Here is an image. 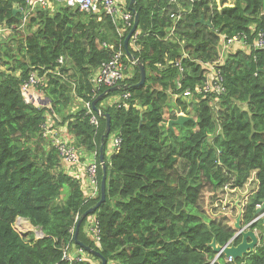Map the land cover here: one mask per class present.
<instances>
[{"label": "trees", "instance_id": "16d2710c", "mask_svg": "<svg viewBox=\"0 0 264 264\" xmlns=\"http://www.w3.org/2000/svg\"><path fill=\"white\" fill-rule=\"evenodd\" d=\"M129 3L126 10L138 16V35L129 41L127 56L128 33L119 37L104 13L53 6L34 9L22 23L13 14L22 1L0 0V23L15 27L0 39V264H100L75 242L76 218L77 241L107 264H264V217L250 226L259 237L254 252L230 260L216 258L209 245L213 239L220 247L227 244L235 230L226 216L210 219L202 209L206 192L238 195L252 177L256 187L243 206L241 226L264 213L256 208L264 205V0ZM171 12L180 14L177 22ZM259 36L263 47L257 46ZM119 46L129 76L121 84L127 88L105 98H130L119 107L103 106L105 98L95 104L111 118L101 152L105 201L82 218L101 197L105 132L103 117L92 111L95 127L84 102L93 101L92 75ZM60 57L64 65L57 75ZM132 58L145 68L140 87L138 65L129 72ZM209 66L219 71L223 90L188 104L173 101L174 93L202 85ZM31 73L44 76L37 94L48 105L26 101L21 84ZM78 99L80 108L70 112ZM170 102L193 121L169 128L167 122L176 119L166 111ZM47 125L52 132L64 128L63 139L81 162L96 154L97 196L90 197L82 177L70 172L75 167L45 136ZM115 137L119 148L109 152ZM18 219L41 229L43 237L21 236L14 229ZM95 221L98 242L89 232ZM240 242L239 236L233 244ZM64 251L72 260L63 258Z\"/></svg>", "mask_w": 264, "mask_h": 264}, {"label": "built area", "instance_id": "2783aa9c", "mask_svg": "<svg viewBox=\"0 0 264 264\" xmlns=\"http://www.w3.org/2000/svg\"><path fill=\"white\" fill-rule=\"evenodd\" d=\"M22 4L19 5L17 10H20L23 13V19L20 21L22 23L26 22L27 16L33 12L34 9H50L53 6H63L67 7L71 10L77 11L79 13H91V14H99L104 13L107 16L110 17L112 23L114 26H116L115 30L117 31L119 37H122L126 32L129 33L130 29L133 26L134 23V12H130L126 10V0L124 1V10L120 7L119 0H21ZM168 4L176 5V3L179 0H165ZM189 1V0H187ZM170 19L174 22H177L180 19L179 13H170ZM15 27L7 28L5 25L0 23V39L7 36V34L14 29ZM138 33L134 34V36L130 39L133 42L137 39ZM228 42H231L229 40ZM258 47H263V43L261 40V36H259V42L257 44ZM112 50V47H109ZM123 53L120 49V46L118 50L113 52L112 58L110 61L102 63L100 67L95 71V73L91 77V83H93V96L92 99L96 97L98 92H100L102 89H109L114 87L115 85L121 83L123 80L129 78V76L124 72L125 67L122 63ZM137 62L131 61V66L136 65ZM64 64V58H59L57 61V68L55 69L57 75H59V70L61 69L62 65ZM176 68L180 73L183 72V69L180 65V63H176ZM207 67V65H206ZM209 73L206 77V81L200 86H197L194 90H185L181 96L183 99H190L192 96L196 97H203V96H212L213 94L223 90L220 85V73L219 71H215L214 67H208ZM44 85V76H38L36 73H31L27 80L24 81L23 84H21V90L22 93L26 97L27 102H31L34 99L33 95H30V91L34 89H38ZM177 89H181V84L177 83ZM179 96V94H175L174 97ZM130 98L129 93H124L121 95V97L116 100L115 104L117 107L124 106L125 101ZM91 99V100H92ZM85 108L87 110V114L92 115V109H91V102L88 101L87 103L84 102ZM90 122L97 127L98 122L95 116H91ZM46 130V137H50L52 139V143L54 147L59 151L60 155L62 156V159L65 163L69 165H73L75 167V171H79L83 174V185L86 186L87 193H89V196H97L99 193V186L97 181V170H98V164L97 160H95L96 154L93 153L90 157V160L88 159L85 162H81L78 154L76 151L70 147L67 142L64 140L62 141L59 139L54 132H52L49 129V126L45 128ZM121 139L119 137H115L114 139H111L108 144L109 152H113L119 148ZM227 190V189H225ZM256 208L258 211H261L262 208L260 205H256ZM264 217V213L259 215L256 219H254L252 222L247 224L244 228L245 230L250 226L252 223H254L257 220H260ZM76 221L77 218H76ZM92 221V220H91ZM90 221V223H91ZM264 224V222H263ZM89 232L91 233V236L93 235L96 241L98 242L100 240L99 238V228H98V222L95 221L93 224L89 227ZM78 253L80 254L81 258H85L82 254L80 249L78 250ZM63 258L67 261L72 260V256L69 254H66V251H64ZM79 260V258H76Z\"/></svg>", "mask_w": 264, "mask_h": 264}, {"label": "water", "instance_id": "95a60500", "mask_svg": "<svg viewBox=\"0 0 264 264\" xmlns=\"http://www.w3.org/2000/svg\"><path fill=\"white\" fill-rule=\"evenodd\" d=\"M133 3V0H130V5ZM19 13L20 14V20L23 19V13L20 10H14L13 14ZM135 13L134 16V23L132 28L129 30L130 32L128 33V35L126 36L125 40H124V50L125 53L128 54L127 51V45L130 41V39L134 36V34L137 33V25H138V16ZM202 23H204L203 21H201ZM206 25H209L208 22L205 23ZM132 61L134 60L133 58L131 59ZM138 65V64H137ZM138 71H139V75H140V80L137 86L140 87V85H143L145 82V68L142 64L138 65ZM127 86H123V85H116L114 86V88L108 89L106 91H104L103 93H101L100 95H98L91 103L92 109L98 113L100 116L103 117V119L105 120V132H104V136L102 138V144L100 147V154H99V160L100 163L102 165V178H101V182H100V186H101V197L100 200L96 203V205H94V207H92L91 209H89L87 212H85L82 215V218H85L92 210H95L99 207V205L101 203H103L105 201V192H106V186H105V179H106V167L103 164V158H102V146L104 145L105 140L108 139L109 137V130H110V115L109 114H104L102 111H99L96 107L95 104L102 100L103 98H105L107 96V94L114 92L115 90H119V89H126ZM39 98V97H38ZM40 99V98H39ZM42 104L46 105L47 104V100L46 99H42ZM188 121H193V118L191 119L190 117H183L181 115L177 116L175 120H170L168 122V127L172 129V125H177L182 127L184 123L188 122ZM264 207V205H263ZM19 220V219H18ZM81 220H78L76 226H75V230H74V237H75V242L83 249L85 250V252H89L91 255H95L100 259V264H107L106 260L95 250H91L89 247H85L82 243L78 242L76 239V235L78 232V228L80 225ZM233 229L237 232V234L231 239V240H235L237 237H241V242L238 245H234V244H225L223 246H218L216 243V240L213 239L212 243L209 245V247L216 253V258L219 257L221 254L224 255V257L226 259H230V260H235V259H241L243 258L245 255L247 254H251L254 252L255 248L258 246L259 243V237L258 234L255 233V231L251 230V229H246V231L244 230V228L241 226V213L238 215V217L235 219V222L233 224ZM43 237V233L42 230L39 229L38 230V238H42Z\"/></svg>", "mask_w": 264, "mask_h": 264}, {"label": "rangeland", "instance_id": "374dc122", "mask_svg": "<svg viewBox=\"0 0 264 264\" xmlns=\"http://www.w3.org/2000/svg\"><path fill=\"white\" fill-rule=\"evenodd\" d=\"M216 1H218V3L220 2V0H216ZM226 5H230L229 2ZM129 72L131 75L134 72L132 67H129ZM116 97H118V95L105 98V100L102 101V105L105 106V104L107 103L106 105L108 107L111 104H114V102H115L114 100ZM79 105H80L79 102L75 101L72 104L71 108L73 109L75 106H79ZM71 108H70V110H72ZM166 111H169V113H171V114H175L176 112L179 113L180 109H179V107H176L175 105H173L172 102H170ZM166 111H165V116H169L170 114L166 115ZM61 131H63V129H61L59 127V125L54 127L53 132L56 134L55 136H57L59 139L64 141V139H63L64 133ZM180 132H181L180 129L175 128V133L180 134ZM89 160L90 159L88 158V161ZM83 162H85V161H83ZM180 167L183 168V165H181ZM70 172L74 176L83 177V174L81 172L75 171L74 169H71ZM246 183L247 184L245 185L244 189L240 190L238 195L232 194L229 192H223L224 196L221 197L220 193L219 194L217 193L214 196L212 193L206 192L203 196V199H202V209L204 210V212H206V215L210 219H217V220H220V218L226 216V218H228L229 223H231V225H233V223L235 222V219L238 217V215L240 213L242 216L243 206L246 205V199H247L248 195L250 194V191L256 187V183H254L252 177ZM66 193H67V189H64L63 195H65ZM221 198H224V201H221ZM24 224H26V225H24ZM22 227H24V228H22ZM14 229L21 236H26L30 232H34L36 238L38 236V230L33 228L29 224V222H27L26 220H17L14 224Z\"/></svg>", "mask_w": 264, "mask_h": 264}, {"label": "clouds", "instance_id": "9594fccd", "mask_svg": "<svg viewBox=\"0 0 264 264\" xmlns=\"http://www.w3.org/2000/svg\"><path fill=\"white\" fill-rule=\"evenodd\" d=\"M21 20H22V19H21ZM22 26H23V24H22ZM130 61H132V60H130ZM133 61H134V60H133ZM136 64H137V63H136ZM63 65H64V64H63ZM63 65H62V66H63ZM175 65H176V63H175ZM131 67H132V66H131ZM178 82L181 84L180 81H178ZM178 82H177V83H178ZM121 83H122V82H121ZM121 83H119V84H117V85H120ZM121 85H122V84H121ZM115 86H116V85H115ZM40 88H41V87H40ZM40 88L32 90V91H36V94H34V97H35V101L38 102V103H39V102L42 103L41 100H42V99H45V98H40V97L38 96V94H37V92L40 91ZM112 88H114V87H112ZM109 89H111V88H109ZM181 89H182V84H181ZM181 89H180V90H181ZM106 90H108V89L106 88ZM124 90H125V89H124ZM177 90H178V89H177ZM185 90H187V89H185ZM185 90H182V91H179V90H178L179 92L174 93V94H173V101H175L177 98H180L181 100L185 101V103L188 104V103H189L190 101H192V100H193V101H197V100H198V97H196V96H195V97L192 96V98H190V99H183L182 96H181V94H182ZM100 92H101V91H100ZM100 92H98V93H100ZM175 94H179V96L174 97ZM97 96H98V94L96 95V97H97ZM38 97H39L40 99H39ZM96 97H94L92 100H94ZM120 97H121V96H119L118 99H119ZM199 97H200V96H199ZM118 99H116V100H118ZM78 100H80V99H78ZM35 101H34V102H35ZM34 102H31V103H34ZM81 102H82V100H81ZM115 102H116V101H115ZM115 102H114V104H115ZM173 103H174V102H173ZM46 105H48V103H47ZM91 109H92V106H91ZM188 109H191V107L188 106ZM92 110H93V109H92ZM93 111H94V110H93ZM179 115H181V116H183V117H187L186 114L183 113V111H179V113L176 112V113L174 114L175 117H177V116H179ZM168 122H169V121H168ZM168 122H167V126H168ZM223 192H229V193H231L229 190H225V189H224ZM223 196H224V195H223ZM225 197H226V196H225ZM223 201H224V200H223ZM261 208H262V209L264 208L263 205L261 206ZM258 212L260 213V211H258ZM233 224H234V223H233ZM250 226H251V225H250ZM250 226H248L247 229H250ZM232 228H233V225H232ZM243 228H244V227H243ZM244 230H245V228H244ZM245 231H246V230H245ZM255 233H256V232H255ZM236 234H237V232L235 231V234H234V235H236ZM37 238H38V236H37ZM233 241H234V240H230V241L228 242V244H233Z\"/></svg>", "mask_w": 264, "mask_h": 264}, {"label": "crops", "instance_id": "0c3cea01", "mask_svg": "<svg viewBox=\"0 0 264 264\" xmlns=\"http://www.w3.org/2000/svg\"><path fill=\"white\" fill-rule=\"evenodd\" d=\"M124 1L125 0H119V2H120V7H121V9H123L124 10V5H123V3H124ZM30 95H33L34 96V94H36V91H30V93H29ZM118 97H119V95H118ZM118 97H116L115 98V100L114 101H116V99H118ZM35 101V97H34V99L31 101V102H34ZM80 103L79 104H81L82 102H81V100H78ZM113 101V102H114ZM36 102V101H35ZM37 103V102H36ZM107 104V103H106ZM105 104V106H107ZM80 106L81 105H79V106H75L72 110H70L71 112H76V110L78 109V108H80ZM61 129H64V128H62V127H60ZM61 132H64V130L63 131H61Z\"/></svg>", "mask_w": 264, "mask_h": 264}, {"label": "bare ground", "instance_id": "6f19581e", "mask_svg": "<svg viewBox=\"0 0 264 264\" xmlns=\"http://www.w3.org/2000/svg\"><path fill=\"white\" fill-rule=\"evenodd\" d=\"M24 225H26V224H24ZM28 227V226H27ZM22 228H24V227H22ZM26 228V227H25Z\"/></svg>", "mask_w": 264, "mask_h": 264}]
</instances>
